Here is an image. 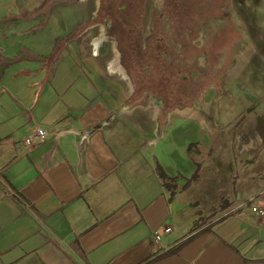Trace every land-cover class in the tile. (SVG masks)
I'll return each mask as SVG.
<instances>
[{
    "label": "crops",
    "instance_id": "1",
    "mask_svg": "<svg viewBox=\"0 0 264 264\" xmlns=\"http://www.w3.org/2000/svg\"><path fill=\"white\" fill-rule=\"evenodd\" d=\"M4 1L0 264H264V109H214L190 74L184 99L139 92L93 39L23 52Z\"/></svg>",
    "mask_w": 264,
    "mask_h": 264
},
{
    "label": "rangeland",
    "instance_id": "2",
    "mask_svg": "<svg viewBox=\"0 0 264 264\" xmlns=\"http://www.w3.org/2000/svg\"><path fill=\"white\" fill-rule=\"evenodd\" d=\"M203 1L6 0V9L17 2L21 12L1 22L16 24L6 40L11 39V45L23 52L31 44L55 51L60 43L75 38L89 53V42L101 27L116 44L139 92L157 88V79L163 78L173 92L171 101L184 99L185 88H189L182 75L190 74L198 82L202 80L197 86L198 101L204 98L202 101H210L212 108L232 109L235 114L254 108L256 111L247 116L252 121L257 118V109H264V0ZM199 8L206 19L217 15L220 21L224 19V43L201 46L197 31L189 40L184 36L186 28L199 19ZM194 39H198L197 44L191 46ZM104 44L102 55L110 48ZM222 56L227 61L219 66ZM142 82L146 83L144 88Z\"/></svg>",
    "mask_w": 264,
    "mask_h": 264
},
{
    "label": "flooded vegetation",
    "instance_id": "3",
    "mask_svg": "<svg viewBox=\"0 0 264 264\" xmlns=\"http://www.w3.org/2000/svg\"><path fill=\"white\" fill-rule=\"evenodd\" d=\"M174 1H176V0H174ZM208 1H211V0H205L203 2L206 3ZM200 2H202V1H200ZM197 12H199L198 13L199 19L196 21V23H192V25H190L189 28H186L188 35H187V32L184 33V36H186L187 40H189L190 36H192V34H194L195 31H197L195 33L196 34L198 33V36H200L199 38L201 39V41H199V42L201 43V46L209 45V46L213 47L216 44L224 43L225 41L223 40V34L225 33V31L227 32V30H225L226 29V26L224 25L225 23H223L224 19L220 21L219 19L221 17H219L218 15L215 18L210 17V18L206 19L202 8H201V10L199 8V10ZM221 16L225 17L224 15H221ZM221 31H222V33H221ZM198 39H194V40L190 41L191 42L190 45L196 46ZM216 39H218L217 43H215ZM241 43H242V41H239L238 44H241ZM209 57H210L209 54H207L205 56V58H207V61L209 60ZM226 61H227V57L222 56V58L220 59L219 66H222L224 63H226ZM213 74H215V73H213Z\"/></svg>",
    "mask_w": 264,
    "mask_h": 264
},
{
    "label": "built area",
    "instance_id": "4",
    "mask_svg": "<svg viewBox=\"0 0 264 264\" xmlns=\"http://www.w3.org/2000/svg\"><path fill=\"white\" fill-rule=\"evenodd\" d=\"M48 136L49 135H48L47 131L43 127H37L31 132L30 136L27 138L26 145L29 148L37 146V145L41 144L43 141H45L46 138H48ZM259 213L261 215H264V211L263 210H260ZM170 232H172V227L171 226H167L163 230L155 231L153 233L155 241L160 244V242L163 239L162 235L163 234H168Z\"/></svg>",
    "mask_w": 264,
    "mask_h": 264
},
{
    "label": "bare ground",
    "instance_id": "5",
    "mask_svg": "<svg viewBox=\"0 0 264 264\" xmlns=\"http://www.w3.org/2000/svg\"><path fill=\"white\" fill-rule=\"evenodd\" d=\"M96 8V7H95ZM100 32H98V35L95 37V38H93V43H94V45L96 46V49L98 48V47H100V46H102L101 45V42H103V47L105 46V42H107L108 44H110V48H109V52H110V55L109 56H105L104 58L106 59L105 61L106 62H110V61H112V60H116L115 62L117 63V57H118V52L116 51V44H114V42H113V40H111V39H106L107 37L104 35V29H102L101 27H100ZM106 39V40H105ZM97 54V53H96ZM95 54V55H96ZM104 61V63H106ZM103 62V61H102ZM112 64V63H111Z\"/></svg>",
    "mask_w": 264,
    "mask_h": 264
}]
</instances>
